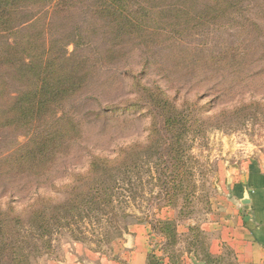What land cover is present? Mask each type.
I'll return each instance as SVG.
<instances>
[{
	"label": "rangeland",
	"instance_id": "obj_1",
	"mask_svg": "<svg viewBox=\"0 0 264 264\" xmlns=\"http://www.w3.org/2000/svg\"><path fill=\"white\" fill-rule=\"evenodd\" d=\"M75 9L69 17L47 19L48 38L64 32L82 34V40L65 43H79L78 51L68 46L70 55L90 57L89 82L63 103L58 113L63 123L49 143L48 156L38 152L36 160L6 165L13 152L27 146L31 134L0 130V208L23 211L39 197L63 200V187L85 172L93 157L115 158L119 150L133 145L156 144L162 149L166 131L161 109L169 101L176 112L192 120L185 145L190 175L183 179L178 206L168 202L176 195L158 175L166 171L163 150L157 151L150 154L149 169L139 174L142 180L136 179L131 191L126 185L121 190L125 202L117 207L128 217L120 222V237L107 239L105 225L86 220L78 225L80 231H53L49 250L34 252L30 262L44 264V257H60L74 243L114 258L133 250L139 239L148 248L149 264H163L166 257L180 264L188 241L183 230L207 218L220 167L264 159V109L256 111L254 106L231 114L253 103L264 106V0H244L227 17L207 24L126 39L109 55L108 29L93 18L89 7ZM158 25L163 28V22ZM11 90L16 92L18 86ZM223 112L226 117L221 118Z\"/></svg>",
	"mask_w": 264,
	"mask_h": 264
},
{
	"label": "trees",
	"instance_id": "obj_2",
	"mask_svg": "<svg viewBox=\"0 0 264 264\" xmlns=\"http://www.w3.org/2000/svg\"><path fill=\"white\" fill-rule=\"evenodd\" d=\"M243 1L163 0L160 6L159 0H0V130H27L31 134L27 146L13 152L6 165L30 157L36 160L38 152L48 156L49 143L63 123L58 116L63 103L89 82L93 68L90 57L78 52L70 55L68 46L73 45L78 51L79 43H65L71 38L82 40V34L64 32L49 39V17H69L79 5L89 7L93 18L108 29L109 55L125 44L124 40L135 36H152L173 27L225 18ZM162 22L160 28L158 24ZM14 85L18 90L13 93ZM254 106L256 111L264 109L253 103L231 114L236 116ZM175 110L169 101L163 102L162 127L167 134L163 135L162 149H157L156 144L145 148L133 145L119 150L115 158L93 157L88 169L75 174L63 187V200L39 197L23 211L13 206L0 208V264H31L34 252L49 250L53 231H80L78 225L86 220L105 225V238L120 237V222L128 217L117 207L125 202L121 190L126 185L131 191L134 181L142 180L139 174L149 169L150 154L157 151L163 150L166 171L158 175L166 178L165 187L176 195L168 202L178 206L179 194L184 191L183 179L190 175L186 173L189 167L185 160L189 156L185 145L192 120ZM220 117H226V113ZM159 162L156 166L160 168Z\"/></svg>",
	"mask_w": 264,
	"mask_h": 264
},
{
	"label": "crops",
	"instance_id": "obj_3",
	"mask_svg": "<svg viewBox=\"0 0 264 264\" xmlns=\"http://www.w3.org/2000/svg\"><path fill=\"white\" fill-rule=\"evenodd\" d=\"M216 178L207 218L183 230L188 241L180 264H264V159L225 163ZM138 240L114 258L74 243L44 264H149L148 248ZM163 264L175 263L166 257Z\"/></svg>",
	"mask_w": 264,
	"mask_h": 264
}]
</instances>
